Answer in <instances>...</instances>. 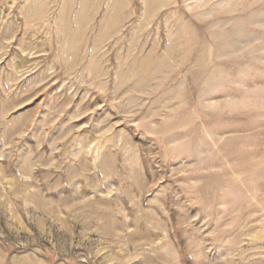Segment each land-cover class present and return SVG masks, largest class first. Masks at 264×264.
<instances>
[{
	"label": "rangeland",
	"instance_id": "1",
	"mask_svg": "<svg viewBox=\"0 0 264 264\" xmlns=\"http://www.w3.org/2000/svg\"><path fill=\"white\" fill-rule=\"evenodd\" d=\"M0 264H264V0H0Z\"/></svg>",
	"mask_w": 264,
	"mask_h": 264
}]
</instances>
